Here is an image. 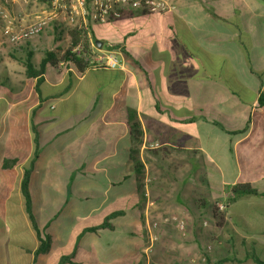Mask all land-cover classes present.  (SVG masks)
<instances>
[{
  "label": "crops",
  "instance_id": "crops-1",
  "mask_svg": "<svg viewBox=\"0 0 264 264\" xmlns=\"http://www.w3.org/2000/svg\"><path fill=\"white\" fill-rule=\"evenodd\" d=\"M0 2L6 5V0ZM21 2L8 6L16 12L24 7ZM173 2L176 9L169 13H134L109 22L119 25L129 18L155 16L154 28L131 35L130 41L124 37L111 43L93 25L102 40L98 51H118L120 67L79 71L67 68L63 61L58 67L49 65L43 74L41 99L36 79L26 78L32 84L30 96L6 89L11 78L6 71L20 63L26 75L27 48L34 52L35 64L46 51L61 56L68 47L67 34H53L49 28L23 48L13 46V52L0 59V64L8 65L0 73V79L6 78L0 82V116L20 115L28 134L24 144H4L3 156L18 161L14 169L0 168L6 171V180L17 170L16 182H6L5 213L0 217H7L13 196L21 200L20 176L33 150L29 125L33 111L41 149L31 191L40 226L47 227L52 237L50 251L38 257V264H56L58 253L74 243L81 223L102 220L124 198H138L140 182L145 183L148 197L142 203L146 222H130L145 227L148 219L167 211L186 213L190 221L210 201L227 198L228 185L250 182L264 191V105L259 103L264 97V10L251 0ZM37 8V14L49 15L43 2L38 1ZM22 15L26 21L17 19L15 29L29 20V14ZM5 31L6 24L0 21V37ZM134 121L143 129L141 144L132 139ZM134 156L144 163L145 172L135 167ZM150 174L157 183L149 187ZM1 179L0 174V186ZM203 198L208 201L205 207ZM226 208L230 237L237 235L260 250L264 197L244 196ZM18 217L11 213L5 230L0 231V264H16L15 258L26 254L21 246L26 242L21 232L27 222L23 210ZM163 233L158 238L169 243L172 237L167 230ZM135 240V249L110 254L99 238L84 236L78 256L87 263L95 259L94 264H145L143 254L154 245L153 238L147 247L146 238Z\"/></svg>",
  "mask_w": 264,
  "mask_h": 264
},
{
  "label": "trees",
  "instance_id": "trees-1",
  "mask_svg": "<svg viewBox=\"0 0 264 264\" xmlns=\"http://www.w3.org/2000/svg\"><path fill=\"white\" fill-rule=\"evenodd\" d=\"M67 32L69 34V43L68 47L61 56H57L53 51H46L45 57H43L40 63L35 64L33 61L34 52L27 48L28 51L26 52L24 58L26 76L30 79H36L35 90L38 92L40 99L41 97L43 98L41 92V84L44 82L43 74L46 72L49 65L58 67L59 62L63 61L67 68L73 67L79 71H83L85 69H90L92 71L107 69L103 66H95V63H93L95 49L92 46V43H97V41L102 42V40L97 37L92 25L90 33L85 28L77 27L71 28L69 31H66L65 34ZM92 39H94L95 42H93ZM77 46L79 47L76 48ZM259 103L264 105L263 95L260 97ZM29 125L32 134L33 150L32 154L23 165L22 174L20 176L21 200L18 199V196H13L8 201L7 217L6 215L5 219L0 217V231L3 232L5 230L6 218L9 220L11 218V213L12 215L18 217L19 212L22 213L23 210L26 215V226L25 228L21 226V232L23 235L25 234L26 238V242L21 246L26 249V254H24V257H20L19 259L15 258L14 263L16 264H38V257L41 254L48 253L52 245V237L48 231V228L40 226L38 217L34 210V199L31 191L32 173L35 168V164L39 159L41 149L40 131L35 123L33 111L29 118ZM130 126L133 141L141 144L143 138V129L140 125V122L134 121L130 124ZM4 150V144L0 143V168L2 170L16 166L18 161V159L15 158L4 157ZM133 158L135 160V167L140 173H142L145 170L144 163L138 157L136 158L134 156ZM139 189L140 195L138 198H124L119 203L120 205L114 210H111L108 214H105L102 220H91L90 223H88V221L81 223L76 229V238L74 243L69 247L62 249L58 253L57 256L60 255V257L56 264H94L96 261L95 259H93L92 263H87L82 259V257L78 256V251L82 246L81 240L84 238V236L89 235L95 236L103 243H106L104 245L110 254H114L115 252L119 254H125L127 251L135 249V239L139 237L146 238L147 235L145 226H136L130 222L132 219L141 221L143 225L145 222V213L142 211V203L146 201L147 195L143 182H140ZM226 190L229 192L227 204L233 203L244 196L264 197V191L259 190L254 184L250 182H239L233 185H228ZM12 201L15 202L13 206H11ZM201 201L204 202V207L208 204L206 199ZM214 213L215 218L222 216V214H216L215 209ZM221 218H223V216ZM13 233L14 230L12 229V236L15 235ZM245 244L250 245L248 243ZM259 253H262L261 256L264 257V245L261 246L260 250L255 249V247L250 248L249 252H247L245 255V259H252L256 264H264V258L260 257ZM13 255L17 256V254L12 252V256Z\"/></svg>",
  "mask_w": 264,
  "mask_h": 264
},
{
  "label": "rangeland",
  "instance_id": "rangeland-1",
  "mask_svg": "<svg viewBox=\"0 0 264 264\" xmlns=\"http://www.w3.org/2000/svg\"><path fill=\"white\" fill-rule=\"evenodd\" d=\"M251 2L256 6L259 5L264 10V3H262L261 0H251ZM21 3L24 5V9L22 8L23 11L18 9L16 12L13 10L12 12L18 20L24 22L26 20L24 19L25 16L22 14H29V20L25 23L26 25L35 19V15L37 14L36 11L39 10V8H37L38 2L23 1ZM167 17V19L171 21L169 18L170 16ZM154 18L155 16L150 15L133 17L132 20L130 18L125 21L123 20L119 25L113 23L104 26L96 24L95 29L98 34L101 36L103 35V37L111 43H118L123 40L124 37L130 41L132 39L131 35L135 37L143 29L148 30L154 28ZM262 25L264 27V20L262 21ZM69 30L70 29L67 31ZM51 33L55 34L53 31H51ZM66 34V38H68V32ZM8 38L9 33L7 32L5 36L3 35V37H0V59H3L4 56L8 57L9 51L13 52L14 45L9 43ZM94 46L96 53H100L97 49L99 47L98 44L94 43ZM18 62L20 61H17V63ZM2 66L8 67L7 64H0V73H4V71L2 72ZM23 72L24 68L20 63H18L16 68L9 69V72L6 71L7 75L11 76V78L8 77L10 84L7 83L8 88L6 89L15 92L23 91L27 96H30L29 92L32 91V84L26 79L27 76L23 74ZM0 82L5 83L6 78H1ZM2 111V107H0V113ZM6 119H9V124L7 126L9 132L6 131ZM23 129L24 132L25 129L27 130V123H24L20 115L16 116V113H14L10 115V117L7 115L0 116V143L6 144V141H8V143L11 144L12 142L19 141L24 144V140H28V134L26 131L25 134L27 136L25 139H22L21 137L23 136L21 135L22 133L24 134L22 131ZM11 172L12 174H10L6 180V171H0L2 178L0 186V215L2 217H4L5 213L6 182H16L17 178V170ZM147 183L150 187L157 182L150 174ZM150 196L153 198L152 195ZM155 204V201H151V207H154ZM226 204L227 198H222L220 200L216 199V201L214 199L210 201L206 210L200 213L198 211L196 216L191 215L190 221L188 222L186 213H176L175 211L163 212L159 217H154L155 219H148L147 227H145L147 230L145 247L151 245V242H149L150 238H153L154 241V245L148 252L149 254L147 253L148 257H150V264H256L252 259H245V255L249 252L250 248L255 247V249H258V246L255 244L246 245L244 241H242V238L237 235L232 236L231 234L230 237L229 232L231 231V224H229L227 220ZM220 205H223V208H220ZM214 209L216 210V214H222L223 218H221L222 216L215 218ZM146 216L145 213V222ZM182 222L184 224L183 227H181ZM166 230L172 237L169 243H164L158 238L160 235H165L163 231ZM231 239H234V241ZM147 254H143L145 264H147ZM261 254L259 253V256L263 257ZM51 264H55V262H51Z\"/></svg>",
  "mask_w": 264,
  "mask_h": 264
},
{
  "label": "built area",
  "instance_id": "built-area-1",
  "mask_svg": "<svg viewBox=\"0 0 264 264\" xmlns=\"http://www.w3.org/2000/svg\"><path fill=\"white\" fill-rule=\"evenodd\" d=\"M17 1H41L48 6L49 15H35L29 24L15 29L17 17L8 4ZM176 9L173 0H6V5L0 2V21L6 24L9 42L21 48L30 39L46 32L49 28L56 33H65L68 29L77 27L91 31V25L106 24L122 19L134 13L164 14ZM53 23V25H52ZM93 47L94 43L92 44ZM77 46L76 48H78ZM95 66L107 69L120 67L118 51L107 48L93 56ZM151 147H158L159 143H150ZM223 208V205L219 206ZM183 222L181 227H183Z\"/></svg>",
  "mask_w": 264,
  "mask_h": 264
},
{
  "label": "water",
  "instance_id": "water-1",
  "mask_svg": "<svg viewBox=\"0 0 264 264\" xmlns=\"http://www.w3.org/2000/svg\"><path fill=\"white\" fill-rule=\"evenodd\" d=\"M97 44L99 45V47L102 46V42L101 41H97Z\"/></svg>",
  "mask_w": 264,
  "mask_h": 264
},
{
  "label": "bare ground",
  "instance_id": "bare-ground-1",
  "mask_svg": "<svg viewBox=\"0 0 264 264\" xmlns=\"http://www.w3.org/2000/svg\"><path fill=\"white\" fill-rule=\"evenodd\" d=\"M17 116V115H16ZM23 116V115H22ZM16 118V117H15ZM19 120V119H18ZM18 124V123H17Z\"/></svg>",
  "mask_w": 264,
  "mask_h": 264
}]
</instances>
